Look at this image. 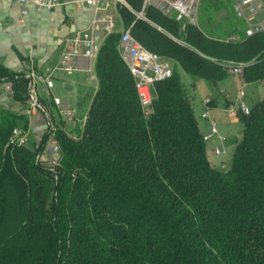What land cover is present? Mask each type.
Masks as SVG:
<instances>
[{
  "label": "trees",
  "instance_id": "16d2710c",
  "mask_svg": "<svg viewBox=\"0 0 264 264\" xmlns=\"http://www.w3.org/2000/svg\"><path fill=\"white\" fill-rule=\"evenodd\" d=\"M127 2L141 9V0ZM118 14L120 27L174 62L172 75L155 83L144 108L120 34H109L84 126L76 137L56 132L55 168L36 161L47 132L11 143L12 128L28 121L0 108V264H264V98L240 113L241 139L229 165L216 168L179 74L216 83L228 74L221 63L232 60L247 63L245 82H258L264 33L226 42L154 7L145 19L125 6ZM6 82L22 105L24 72L0 63Z\"/></svg>",
  "mask_w": 264,
  "mask_h": 264
},
{
  "label": "built area",
  "instance_id": "2783aa9c",
  "mask_svg": "<svg viewBox=\"0 0 264 264\" xmlns=\"http://www.w3.org/2000/svg\"><path fill=\"white\" fill-rule=\"evenodd\" d=\"M25 5L31 3L37 10L54 9L68 3L78 7L91 6L93 15L89 25L77 30L63 40V46L58 61L47 67L37 66L32 60L25 65L24 74L28 78L27 97L22 104L29 116L42 114L45 121L47 141L42 152L37 154L36 161L42 165L55 168L59 165L61 148L56 132L62 129L67 135L76 137L77 130L82 129L88 118V110H80L75 106L65 104L60 97L53 93L55 78L58 73L70 75L77 70L93 72L94 63L105 38L118 31L120 34L118 50L121 58L128 66L134 77L135 86L144 108L149 107L154 94L156 82L165 80L172 75V62L146 48L131 33V26H119L118 8L125 6L139 18H146L144 12L148 7H154L164 16L184 26L198 24V10L201 0H141L139 11L134 10L127 0H17ZM235 17L244 22L243 35L233 33L225 37L226 42H239L258 32L264 33V2L263 0H234L232 5ZM21 13L27 14L24 7ZM141 15V16H140ZM30 57V56H29ZM31 59V58H30ZM230 75H243L245 62L224 61L221 63ZM264 84V78L260 80ZM11 96L10 83H0ZM239 95H243L240 90ZM209 98L204 100L208 108ZM228 112L249 114V107L239 103L227 107ZM210 126L203 133L206 141L217 134L216 122L210 118L206 109L202 114ZM30 140V129L15 126L12 128L10 142L16 145L27 144ZM219 149L215 153H220ZM221 168H225L222 164Z\"/></svg>",
  "mask_w": 264,
  "mask_h": 264
},
{
  "label": "crops",
  "instance_id": "0c3cea01",
  "mask_svg": "<svg viewBox=\"0 0 264 264\" xmlns=\"http://www.w3.org/2000/svg\"><path fill=\"white\" fill-rule=\"evenodd\" d=\"M206 1L200 2L197 25L207 37L219 39L242 32L244 22L235 17L232 9L234 0H209L210 6L215 8L213 17L219 23L216 27H210L205 16H202ZM24 7L27 8L28 13L23 15L21 10ZM92 15L91 6L78 7L68 3L54 9L37 10L31 3L23 5L17 0H0V63L13 72H24L25 65L30 60L40 67L55 64L60 57L64 38L77 30L86 28ZM206 30H213L214 33ZM182 73L183 70L180 68V77ZM182 83L190 88L192 105L201 132L210 130L208 120L202 116L206 109L210 118L216 122L217 134L206 140L210 164L216 168H221L222 164L227 167L242 136L240 112L231 114L227 107L234 105L236 108L239 103H243L250 108L264 98V84L257 82L262 88L254 90V99L251 103H247L244 99L246 95L244 88L254 82H245L243 75L227 74L216 83L205 79L193 81L192 78L188 84ZM97 87L98 81L94 68L93 72L77 70L70 75L58 73L53 93L65 104L85 111ZM240 90L243 91L242 96L239 95ZM206 98L210 99L208 108L204 104ZM0 108L24 115L30 129V141L31 138L33 142L40 140L46 130L42 114L29 116L23 106L15 101L2 85H0ZM216 149L221 152L215 153Z\"/></svg>",
  "mask_w": 264,
  "mask_h": 264
},
{
  "label": "rangeland",
  "instance_id": "374dc122",
  "mask_svg": "<svg viewBox=\"0 0 264 264\" xmlns=\"http://www.w3.org/2000/svg\"><path fill=\"white\" fill-rule=\"evenodd\" d=\"M210 3L209 0H207L205 3H204V8H203V11H202V16L204 15L205 16V19L209 22L210 24V27H216V26H219V23L216 22V20L214 19L213 17V11H214V7H211L210 6ZM139 11V10H138ZM137 15V14H136ZM141 16V15H140ZM144 16H145V12H144ZM142 19H145L142 17ZM195 26H198V25H195ZM208 31V30H206ZM209 33H214L213 30L211 31H208ZM228 36V35H227ZM227 36H223V37H220L219 40L221 41H225V37ZM171 60V59H170ZM173 62V61H172ZM174 64V62H173ZM181 77H182V82L188 84L189 80H190V76L183 70V73L181 74ZM262 87H260V85L257 83V82H254L252 84H249L247 85L244 89H245V101L247 103H251V101L254 99V90H259L261 89ZM236 87L234 88V90L236 91ZM31 141L33 142L32 138H31Z\"/></svg>",
  "mask_w": 264,
  "mask_h": 264
}]
</instances>
